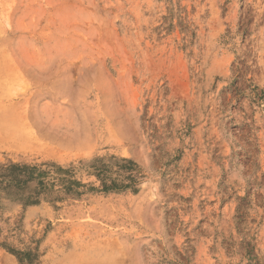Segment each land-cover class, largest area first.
Segmentation results:
<instances>
[{
  "label": "rangeland",
  "instance_id": "rangeland-1",
  "mask_svg": "<svg viewBox=\"0 0 264 264\" xmlns=\"http://www.w3.org/2000/svg\"><path fill=\"white\" fill-rule=\"evenodd\" d=\"M6 132L0 264H264V0H0Z\"/></svg>",
  "mask_w": 264,
  "mask_h": 264
},
{
  "label": "trees",
  "instance_id": "trees-1",
  "mask_svg": "<svg viewBox=\"0 0 264 264\" xmlns=\"http://www.w3.org/2000/svg\"><path fill=\"white\" fill-rule=\"evenodd\" d=\"M121 169H125L129 172L134 171V167L131 163H127L124 167H121ZM45 172L40 171L39 168L36 167H28V166H21V165H8V166H0V178L8 179L10 182L15 183H24V181L28 178H33L36 174H43ZM106 181V179H104ZM105 187H114L113 186H107V182L104 183ZM42 186H44L43 183H41ZM44 191H49L47 188L43 187ZM55 192V191H53Z\"/></svg>",
  "mask_w": 264,
  "mask_h": 264
},
{
  "label": "bare ground",
  "instance_id": "bare-ground-1",
  "mask_svg": "<svg viewBox=\"0 0 264 264\" xmlns=\"http://www.w3.org/2000/svg\"><path fill=\"white\" fill-rule=\"evenodd\" d=\"M6 136H10V134L8 132L6 133H0V138H11V137H6ZM6 140V139H5Z\"/></svg>",
  "mask_w": 264,
  "mask_h": 264
}]
</instances>
